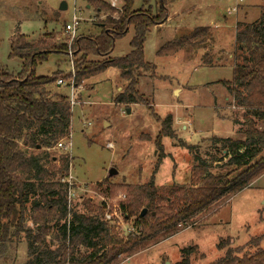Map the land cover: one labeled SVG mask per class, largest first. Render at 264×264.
Instances as JSON below:
<instances>
[{"label":"trees","instance_id":"obj_1","mask_svg":"<svg viewBox=\"0 0 264 264\" xmlns=\"http://www.w3.org/2000/svg\"><path fill=\"white\" fill-rule=\"evenodd\" d=\"M84 1L97 13L96 32L72 43L75 83L117 67L127 85L115 101L143 102L137 75L154 67L145 59L144 44L151 28L166 18V1L158 0L157 13L153 0H141L138 9L134 8L137 0H123L121 7L107 0ZM202 31L207 30L200 27L189 37L168 41L158 53H175ZM128 34L130 51L110 56L116 41ZM46 36L30 40L24 33L15 34L9 56L21 59V70L15 73L0 67V252L25 239V264H121L207 220L264 175V125L259 127L256 120L264 121V7L258 20L237 23L235 41L241 61L233 67L232 80H223L236 104L247 108L244 138H216L229 156L222 165L229 170L215 172V163L196 154L190 182L157 186L155 174L167 156L163 138L176 137L172 116L158 117L162 127L155 139L158 154L150 180L115 184L105 179L100 184H108L109 194L127 193V201L121 202L123 218L134 219L127 235L105 219L101 205L87 200L85 211L71 208L68 186L62 179L69 173L72 157L68 152L50 156V150L70 134L73 104L68 95L55 91L57 73H36L38 64L48 61L51 54H67L69 46ZM43 157L58 164L46 167ZM143 208L148 212L141 216ZM263 241L264 234L239 246H233L229 237L221 239L218 247L226 249L225 254L210 264H264ZM197 251L196 245L184 248L182 259L175 264H191V255Z\"/></svg>","mask_w":264,"mask_h":264},{"label":"rangeland","instance_id":"obj_2","mask_svg":"<svg viewBox=\"0 0 264 264\" xmlns=\"http://www.w3.org/2000/svg\"><path fill=\"white\" fill-rule=\"evenodd\" d=\"M107 1L117 7L123 4V0ZM165 1L166 18L151 28L144 44L145 59L154 67L140 70L137 75V89L145 100L125 104L115 101L127 85L117 67L77 84L76 93H71L73 42L70 43L66 24L71 23L74 16L79 18L77 39L93 29L97 14L84 0H0L1 68L15 73L21 70V59L9 56L11 40L18 27L30 39L38 40L46 33L44 36L47 35L49 41L68 43L66 56L51 54L48 61L36 66V73H57L58 79L63 77L67 84L61 86L62 91L75 101L70 134L62 139L64 144L70 141L71 147L67 150L56 144L50 156L68 152L72 157L69 171L74 177L75 196L71 208L77 211H85V201L90 200L95 206L101 205L104 213L109 210L114 215L118 205L127 201L124 190L109 194L108 184L100 185L105 179L115 184H144L150 180L158 154L155 139L162 127L158 117L171 115L176 133L174 138H163L167 156L155 174L159 187L190 182L196 154L215 163V172H226L229 167L222 165L229 156L216 138L245 137L247 108L236 104L223 80H232L233 67L241 61L235 41L237 23L258 20L264 0ZM64 3L67 9H62ZM152 3L157 13L158 0ZM141 5V0H137L134 8ZM200 27L207 31L197 33L177 52L158 53L168 41L189 37ZM130 37L128 34L118 39L110 56L127 54ZM256 120L259 127L264 125L263 120ZM190 145L195 147L191 149ZM42 163L46 167L58 164L47 157H43ZM111 168L117 169L118 174L110 177ZM117 219L118 231L127 235L134 219ZM262 234L264 175L207 220L187 227L121 264H175L182 259V250L194 245L198 251L191 255V264H210L225 254L226 249L218 247L221 239L229 237L233 246H239ZM27 260L25 239L8 244L0 252V264H25Z\"/></svg>","mask_w":264,"mask_h":264},{"label":"built area","instance_id":"obj_3","mask_svg":"<svg viewBox=\"0 0 264 264\" xmlns=\"http://www.w3.org/2000/svg\"><path fill=\"white\" fill-rule=\"evenodd\" d=\"M113 5L115 6L116 4L113 2ZM79 23H80L79 18L77 16H74L73 21L71 23H67L66 24V30H67L68 33H70V38H71L70 43H72L73 40L76 37L77 27H78ZM71 53H72V51H71ZM72 64H73L72 65V67H73V75L71 76V82L69 83V87L71 88V93L74 95L76 93V90L79 88V86L75 83V80H74V78H75V68H74V62L73 61H72ZM57 82L60 85H63V84L66 85L67 84V81L63 77H60L57 80ZM70 100H71L72 104H75V101L72 100V98H70ZM56 146L59 147V148H61V147L63 148L64 147L65 149L68 150L71 147V143L69 141L68 143L64 144V142L61 140V141H59L57 143ZM62 181L65 182L67 184V186H68V200H69V203H72V198H73V196H75V193H74L75 182H74V177H73V175L71 174L70 171H69L67 176L63 177ZM124 197H126V196H124ZM118 210L119 211L121 210V206L120 205H118V209H116V211H114L115 212L114 215L110 214L109 212H111V211L107 210L106 211L107 213L105 212V219L118 224L117 223L118 222L117 218L121 219L123 217L122 211H121V213H118L119 212Z\"/></svg>","mask_w":264,"mask_h":264},{"label":"crops","instance_id":"obj_4","mask_svg":"<svg viewBox=\"0 0 264 264\" xmlns=\"http://www.w3.org/2000/svg\"><path fill=\"white\" fill-rule=\"evenodd\" d=\"M87 7L88 8H91V6L90 5H88L87 4ZM94 18H95V16H94ZM16 30H17V32L15 33V34H17V33H22V32H20V28L18 27V28H16ZM94 32H96V29H95V27L93 26V29L91 28V29H88V31H87V33L86 34H89V33H94ZM14 34V35H15ZM25 34V33H24ZM46 34V33H45ZM45 34H43L41 37H43ZM13 35V36H14ZM27 35V34H26ZM82 35H85V34H81L80 36H82ZM27 37H28V39H30V37L27 35ZM40 39V38H39ZM30 40H36V39H30ZM65 55V54H64ZM66 56V55H65ZM59 59V58H58ZM55 91H59V92H61V93H63V91H62V88H61V86H59L58 84H56V90Z\"/></svg>","mask_w":264,"mask_h":264},{"label":"water","instance_id":"obj_5","mask_svg":"<svg viewBox=\"0 0 264 264\" xmlns=\"http://www.w3.org/2000/svg\"><path fill=\"white\" fill-rule=\"evenodd\" d=\"M62 9H67V4L66 3L63 4ZM128 112H130V109H128ZM117 174H118V170L117 169H115V168H111L110 169V171H109V176L110 177H113L114 175H117ZM147 212H148V209L147 208H143L140 214H141V216H144Z\"/></svg>","mask_w":264,"mask_h":264}]
</instances>
